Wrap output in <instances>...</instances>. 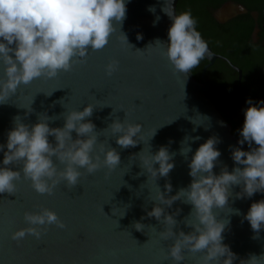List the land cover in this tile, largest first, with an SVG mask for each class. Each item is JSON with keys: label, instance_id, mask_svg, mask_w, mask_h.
<instances>
[{"label": "water", "instance_id": "1", "mask_svg": "<svg viewBox=\"0 0 264 264\" xmlns=\"http://www.w3.org/2000/svg\"><path fill=\"white\" fill-rule=\"evenodd\" d=\"M178 1L173 0L175 12ZM149 6L155 7L154 13L148 11ZM164 6L165 0H127L125 19L122 24L114 22L117 29L104 48L90 50L84 59L77 58L69 71L60 70L54 78L41 77L28 85H20L15 94L0 104V144L6 143L14 117L29 126L37 123L42 114L57 117L49 121V127L62 128L63 114L81 111L90 104L93 113L86 120L95 125L97 143L115 149L120 155V163L113 170L102 166L88 174L80 169L81 176L74 187H66L65 182L60 181L52 195L36 193L31 182L23 177L16 182L14 194L0 193V264H175L167 254L172 238L165 240L159 235L166 225L147 215L153 207L149 199L151 178L148 181V173L141 167L137 155L143 148L147 150V139L155 129L156 134L148 142L150 152L154 154L160 146H166L173 154L174 168L167 177L155 180L161 192L166 183H171L172 191L168 196L190 184L188 163L209 137L218 136L221 141L216 146L221 156L213 168L214 174L219 175L225 165L229 172L234 167H244L231 159L230 146L244 151L250 149L237 143L230 127L206 98L207 85L198 83L190 73L176 72L162 49L148 47L157 39L168 41L172 21L161 11ZM231 12L230 6L223 8L221 22ZM237 13L246 11L238 8ZM157 16L160 19L154 26ZM122 33L132 47L123 42ZM137 35L142 39L137 40ZM208 47L212 58L204 59L207 65L202 78L218 59ZM113 60L118 61V66L109 76L106 65ZM3 77L0 66V79ZM247 107L245 100L239 102L233 108L237 109L233 118L237 119ZM226 113L229 114V110ZM201 115L210 119L203 120L199 126L190 122H200L198 116ZM115 120L139 123L142 133L138 139L143 141L135 147L121 148L110 131L105 130ZM220 122L224 123L223 127ZM71 136L73 140L77 138L75 131ZM197 136L200 139L194 141ZM185 138L187 142L182 143ZM48 140L55 146L54 137L49 136ZM188 146L192 151L181 155L182 147ZM94 151L102 159V154ZM2 159L3 152H0V161ZM53 162L62 170L63 165L55 157ZM9 167L19 171L22 162H14ZM230 192L225 207L214 208L213 212L217 220L230 221L222 234L223 243L237 256L233 264H241L240 261L247 260L251 254H264V229L254 233L244 219L250 205L264 199V193L237 199L242 186H232ZM42 208L55 212L65 227L41 226L44 230L40 239L30 234L20 240L11 239L13 232L30 226L24 220V213L38 212ZM177 209L180 212L174 216L177 223L173 232L193 231L185 224L191 221L192 206L177 200L165 211L171 215ZM236 209L239 215L233 211ZM137 222L143 225L139 231ZM182 254V264H201L202 253L185 250Z\"/></svg>", "mask_w": 264, "mask_h": 264}, {"label": "clouds", "instance_id": "2", "mask_svg": "<svg viewBox=\"0 0 264 264\" xmlns=\"http://www.w3.org/2000/svg\"><path fill=\"white\" fill-rule=\"evenodd\" d=\"M126 2L0 0V66L4 72V77L0 79V104L15 94L20 85H28L41 77L54 78L60 70L69 71L75 60L84 59L90 50L104 48L117 29L114 22L122 24L125 19ZM148 11L154 13L155 7L149 6ZM161 11L172 21L167 32L168 41L164 43L157 39L154 45L148 47L162 49V54L174 70L183 74L191 73L206 57L212 58L208 43L197 31V20L193 18L191 10L176 14L173 0H165ZM159 19L157 16L154 26ZM122 37L123 42L132 47L126 35L122 33ZM140 39L142 36L137 35V40ZM117 66L118 61L108 63L106 74L110 76ZM245 103L248 107L244 109V119L239 129L241 139L237 143L241 146L246 143L250 151L230 146L231 159L235 164L243 165V168L234 167L229 172L225 165L219 175L214 174L213 168L221 156L216 146L221 141L218 136L209 137L199 145L188 163V175L192 178L190 184L175 195L168 196L172 191L171 183H166L161 192L155 180L167 177L175 165L173 154L169 153L166 146H160L154 154L150 152L148 142L156 134V129L147 139V150L143 148L137 154L141 167L148 173V181L151 178L149 199L153 201V207L147 215L166 225L159 235L165 240L172 238L173 243L167 254L175 264H182L185 250L202 253L201 264H233L237 259L230 247L223 243L222 234L230 221L217 220L213 209L225 207L232 186H242V192L236 194L237 199L264 193V101L253 103L248 99ZM92 113L93 106L90 104L81 111H67L63 114L65 122L62 128L49 127V121L57 117L42 114L38 122L31 126L21 123L19 117H14V126L6 134V143L0 144V152H3L0 161V193L14 194L16 182L23 177L31 182L36 193L52 195L60 181H64L66 187H74L81 176L80 169L92 174L102 166L108 170L116 168L120 163V155L115 149L97 143L95 125L86 120ZM198 117L200 122H190L199 126L203 120L210 119L206 115ZM220 124L224 126L223 122ZM105 130L110 131L115 143L121 148L135 147L143 141L138 139L142 133L139 123L115 120ZM73 131L77 135L75 140L71 136ZM49 136L54 137L55 146L49 142ZM199 139L198 136L193 138L194 141ZM186 142L187 138L182 141ZM94 149L102 154V159ZM191 151L190 146L182 147L181 155L186 156ZM53 157L63 165L62 170L57 168ZM17 161L22 162L19 171L9 167ZM177 200L192 206L189 214L191 221L185 224L193 231L187 234L183 231L173 232L177 223L174 216L179 214L180 209L171 215L165 211ZM233 211L236 215L240 214L238 209ZM244 219L254 233L258 234L264 229V199L252 203ZM24 220L30 226L13 232L11 239L20 240L26 234L40 239L44 230L41 226L54 224L59 228L65 227L57 214L47 208L38 212H25ZM135 225L137 231L143 228L138 222ZM240 262L264 264V254H251L247 260Z\"/></svg>", "mask_w": 264, "mask_h": 264}, {"label": "flooded vegetation", "instance_id": "3", "mask_svg": "<svg viewBox=\"0 0 264 264\" xmlns=\"http://www.w3.org/2000/svg\"><path fill=\"white\" fill-rule=\"evenodd\" d=\"M191 1L181 0L184 4ZM212 2V6L205 8V15L212 20L210 48L218 59L202 78L207 65L204 60L197 82L207 85L206 98L230 127L231 135L239 140L244 113L234 119L237 114L234 106L242 100L264 101V0ZM226 6H230L232 12L221 22V11ZM238 8L246 13H237Z\"/></svg>", "mask_w": 264, "mask_h": 264}, {"label": "trees", "instance_id": "4", "mask_svg": "<svg viewBox=\"0 0 264 264\" xmlns=\"http://www.w3.org/2000/svg\"><path fill=\"white\" fill-rule=\"evenodd\" d=\"M212 3V0H192L191 2L184 4L181 2V0H179L176 8V14L191 10L193 18L197 20V31L200 32L202 38L208 43L209 46H211L212 42V20L207 15H205V8L207 6H212ZM198 14L201 15L198 16ZM204 63V59L201 60L200 64L196 68L192 69L190 73L192 78H194L196 81L199 80V71ZM244 145L248 148L247 144ZM253 146L255 147V145Z\"/></svg>", "mask_w": 264, "mask_h": 264}]
</instances>
